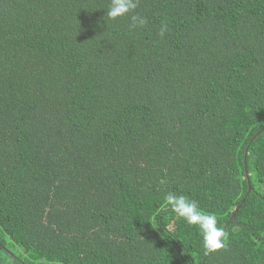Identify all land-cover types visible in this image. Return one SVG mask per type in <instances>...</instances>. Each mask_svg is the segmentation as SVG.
Instances as JSON below:
<instances>
[{
  "label": "trees",
  "instance_id": "trees-1",
  "mask_svg": "<svg viewBox=\"0 0 264 264\" xmlns=\"http://www.w3.org/2000/svg\"><path fill=\"white\" fill-rule=\"evenodd\" d=\"M109 5L0 0V264H264V0Z\"/></svg>",
  "mask_w": 264,
  "mask_h": 264
},
{
  "label": "clouds",
  "instance_id": "clouds-1",
  "mask_svg": "<svg viewBox=\"0 0 264 264\" xmlns=\"http://www.w3.org/2000/svg\"><path fill=\"white\" fill-rule=\"evenodd\" d=\"M138 5L139 0H110L106 16L112 21L127 16L131 19L132 27H143L146 18L135 11ZM166 31L167 25H161L160 35L164 36ZM164 203L167 210L182 218L188 225L198 227L207 252H215L225 247V233L223 228L218 226L217 217L215 214L205 212L196 200L184 194L168 193L164 197Z\"/></svg>",
  "mask_w": 264,
  "mask_h": 264
}]
</instances>
